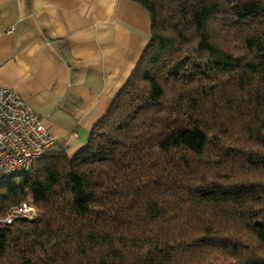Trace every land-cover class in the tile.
I'll return each mask as SVG.
<instances>
[{
	"label": "trees",
	"instance_id": "1",
	"mask_svg": "<svg viewBox=\"0 0 264 264\" xmlns=\"http://www.w3.org/2000/svg\"><path fill=\"white\" fill-rule=\"evenodd\" d=\"M132 1L150 41L87 145L0 181L37 210L0 264H264V0Z\"/></svg>",
	"mask_w": 264,
	"mask_h": 264
},
{
	"label": "crops",
	"instance_id": "2",
	"mask_svg": "<svg viewBox=\"0 0 264 264\" xmlns=\"http://www.w3.org/2000/svg\"><path fill=\"white\" fill-rule=\"evenodd\" d=\"M132 0H0V84L17 90L70 157L88 143L150 41Z\"/></svg>",
	"mask_w": 264,
	"mask_h": 264
},
{
	"label": "built area",
	"instance_id": "3",
	"mask_svg": "<svg viewBox=\"0 0 264 264\" xmlns=\"http://www.w3.org/2000/svg\"><path fill=\"white\" fill-rule=\"evenodd\" d=\"M57 144L56 137L32 110L25 98L0 84V181L11 175H28L35 163ZM36 208L23 201L0 214V225L33 220Z\"/></svg>",
	"mask_w": 264,
	"mask_h": 264
},
{
	"label": "rangeland",
	"instance_id": "4",
	"mask_svg": "<svg viewBox=\"0 0 264 264\" xmlns=\"http://www.w3.org/2000/svg\"><path fill=\"white\" fill-rule=\"evenodd\" d=\"M210 264H218V262H217V261H214V262H212V263H210Z\"/></svg>",
	"mask_w": 264,
	"mask_h": 264
}]
</instances>
